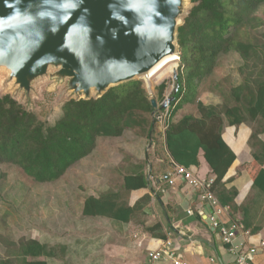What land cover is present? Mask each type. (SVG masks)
Masks as SVG:
<instances>
[{
	"label": "trees",
	"instance_id": "obj_1",
	"mask_svg": "<svg viewBox=\"0 0 264 264\" xmlns=\"http://www.w3.org/2000/svg\"><path fill=\"white\" fill-rule=\"evenodd\" d=\"M192 2L188 16L178 28L180 86L171 94L173 100L169 107L173 105V110L170 116L189 100L187 96L196 91L198 84L213 73L221 56L239 53L244 67L250 71L244 82L231 89L234 105H205L199 101L200 117L185 115L178 121L168 120L167 146L174 161L186 167L198 163L202 149L216 174L212 190L221 203L234 209L237 190L233 189L230 195L217 192L223 187L222 180L236 158L222 136L224 117L230 125L243 122L252 125L249 144L254 159L245 164V168L254 177V185L264 189V143L259 139L264 132V74L256 71V58L264 59V44L259 47L244 35H250L251 28L255 27V13L264 0ZM165 88V82L159 85L157 101L165 99ZM151 98L144 82L134 79L110 87L101 96L68 99L60 117L54 123H48L11 94L0 95V164L18 165L38 182L58 180L72 165L94 151L100 136H121L126 129L148 132L153 120L157 121L156 113L165 110H157ZM145 185L143 174L127 177L125 181L127 190ZM100 200L89 197L85 212H96ZM232 214L234 216L233 211ZM18 245L17 257L21 258V264H44L40 260H29V256L56 255L53 247L33 238L22 239ZM0 264L9 262L2 259Z\"/></svg>",
	"mask_w": 264,
	"mask_h": 264
},
{
	"label": "crops",
	"instance_id": "obj_2",
	"mask_svg": "<svg viewBox=\"0 0 264 264\" xmlns=\"http://www.w3.org/2000/svg\"><path fill=\"white\" fill-rule=\"evenodd\" d=\"M177 111L174 121L185 115L201 116L199 107L192 112ZM129 131L97 139L116 142L121 150L102 155L96 171L86 173L78 209L69 202L70 216L67 215L65 225L69 231L65 232L66 244L61 249L65 252L63 258L70 260L64 259L63 264H173L171 260H152L149 256L150 251L165 247L169 238L178 257L188 264H236L235 255L209 221L212 207L203 199L202 191L181 179L175 184L168 182L175 161L168 150L163 124L153 123L145 138ZM252 131L248 122L230 125L224 117L222 136L236 158L217 192L230 195L233 189L237 190L235 207L231 209L250 231L245 239L258 248L254 262L264 264V189L254 185V177L245 168L254 159L249 144ZM259 139L264 143V132ZM95 152L96 148L79 161L100 155ZM189 168L201 178L216 176L202 149L198 163ZM137 174H143L146 185L127 190L126 178ZM89 197L101 199L96 212H85ZM242 239L244 236L239 234L238 240Z\"/></svg>",
	"mask_w": 264,
	"mask_h": 264
},
{
	"label": "water",
	"instance_id": "obj_3",
	"mask_svg": "<svg viewBox=\"0 0 264 264\" xmlns=\"http://www.w3.org/2000/svg\"><path fill=\"white\" fill-rule=\"evenodd\" d=\"M181 0H0V66L20 87L52 65L90 98L179 53ZM176 92L180 86L174 71ZM173 97L156 108H166ZM155 123V120H153ZM207 202V200H205Z\"/></svg>",
	"mask_w": 264,
	"mask_h": 264
},
{
	"label": "rangeland",
	"instance_id": "obj_4",
	"mask_svg": "<svg viewBox=\"0 0 264 264\" xmlns=\"http://www.w3.org/2000/svg\"><path fill=\"white\" fill-rule=\"evenodd\" d=\"M179 24L182 25L193 6L192 0H181ZM257 20L251 33L244 34L252 42L261 47L264 44V4L255 13ZM179 25V26H180ZM180 57V47H179ZM177 56L166 60L155 72L148 77H139L152 98L158 100V87L166 83L164 95L171 97L176 86L174 71L178 72L181 60ZM257 73L264 74V59L256 58ZM59 66L52 65L48 72L37 77L31 82V89L26 90L17 84L12 76L11 70L6 66H0V95L11 94L26 109L34 112L41 120L54 123L62 113L65 101L71 98L87 97L82 92H76L70 86L68 78L57 76ZM250 69L244 67V60L237 52H231L221 56L219 63L213 73L198 84L195 92L190 93L180 106L182 111L192 112L198 109V102L205 104H216L222 106L224 103L234 105L231 96L233 86L244 82L249 76ZM95 91L90 97H96ZM166 99V97H165ZM164 99V100H165ZM162 101H158L159 105ZM188 103V104H187ZM168 106V105H167ZM170 106V104H169ZM167 108V107H166ZM165 108V109H166ZM158 110V109H157ZM173 105L169 107V113ZM166 111V110H165ZM163 112V113H162ZM176 113V112H175ZM170 116V120H176V114ZM164 111L156 113L157 122H161L157 116H163ZM253 124V123H252ZM256 126V124L254 123ZM131 134L145 138L147 132L139 129H130ZM121 150L120 144L108 139L99 140L96 152L100 155L88 157L72 165L67 172L58 180L52 182H38L28 176L18 165L12 163L0 164V260H8L9 264H21V258L17 257L19 242L22 239H36L49 247H54V257H31L29 260H40L44 264H63L65 252L61 247L66 244L65 229L66 220L69 217V202L78 209L80 202V190L84 189L86 173L94 172L99 167L98 160L102 155L111 154ZM92 158V159H91ZM88 160V161H87ZM110 169V168H108ZM87 171V172H86ZM110 174V173H109ZM116 177H113L114 179ZM119 179V178H117ZM69 215V216H67ZM15 242L16 244H12ZM61 260V261H60ZM69 262V258L66 259Z\"/></svg>",
	"mask_w": 264,
	"mask_h": 264
},
{
	"label": "built area",
	"instance_id": "obj_5",
	"mask_svg": "<svg viewBox=\"0 0 264 264\" xmlns=\"http://www.w3.org/2000/svg\"><path fill=\"white\" fill-rule=\"evenodd\" d=\"M180 58V57H179ZM169 95L166 96V99ZM166 110V111H165ZM164 110L163 116L157 117L161 120L164 129H167L169 118V105ZM163 113V112H162ZM175 170L169 175L168 182L175 184L177 179H181L196 189L202 191L203 199L207 200L212 207V212L209 213V221L215 229H218L222 240L228 245L229 251L235 255L236 264H256L254 256L258 248L250 244L245 238L250 234L243 223L232 214L230 205L222 204L212 186L215 183L216 176L201 178L197 176L194 171L185 165L174 162ZM192 210H189L191 213ZM242 234L244 239L238 240V235ZM264 248V242H261ZM152 260L164 259L171 260L173 264H188L186 261L181 260L176 252L172 240L169 238L165 242V247L149 252Z\"/></svg>",
	"mask_w": 264,
	"mask_h": 264
},
{
	"label": "bare ground",
	"instance_id": "obj_6",
	"mask_svg": "<svg viewBox=\"0 0 264 264\" xmlns=\"http://www.w3.org/2000/svg\"><path fill=\"white\" fill-rule=\"evenodd\" d=\"M177 56V58L175 60H177L179 58L178 53H172L169 55H166L165 57H163L157 64H155L146 74H144L143 78L148 77V75L152 74L153 72H155L166 60H169L173 57Z\"/></svg>",
	"mask_w": 264,
	"mask_h": 264
}]
</instances>
